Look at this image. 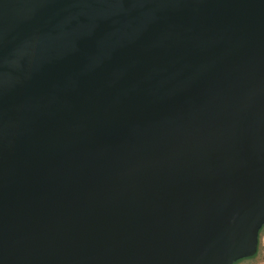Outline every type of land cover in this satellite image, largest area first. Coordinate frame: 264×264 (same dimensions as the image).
<instances>
[{
    "label": "water",
    "instance_id": "1",
    "mask_svg": "<svg viewBox=\"0 0 264 264\" xmlns=\"http://www.w3.org/2000/svg\"><path fill=\"white\" fill-rule=\"evenodd\" d=\"M264 222V0H0V264H231Z\"/></svg>",
    "mask_w": 264,
    "mask_h": 264
},
{
    "label": "rangeland",
    "instance_id": "2",
    "mask_svg": "<svg viewBox=\"0 0 264 264\" xmlns=\"http://www.w3.org/2000/svg\"><path fill=\"white\" fill-rule=\"evenodd\" d=\"M235 264H264V224L257 232L255 252L246 258L239 259Z\"/></svg>",
    "mask_w": 264,
    "mask_h": 264
},
{
    "label": "trees",
    "instance_id": "3",
    "mask_svg": "<svg viewBox=\"0 0 264 264\" xmlns=\"http://www.w3.org/2000/svg\"><path fill=\"white\" fill-rule=\"evenodd\" d=\"M262 224H264V222H263ZM262 224H261V225H262ZM258 229H259V228H258ZM254 252H255V251H254ZM254 252H253V253H254ZM248 256H250V255L239 257V258L233 260L231 264H235L239 259L246 258V257H248Z\"/></svg>",
    "mask_w": 264,
    "mask_h": 264
}]
</instances>
